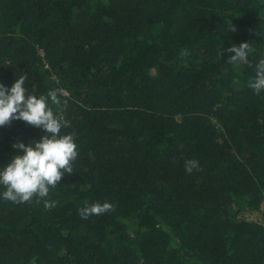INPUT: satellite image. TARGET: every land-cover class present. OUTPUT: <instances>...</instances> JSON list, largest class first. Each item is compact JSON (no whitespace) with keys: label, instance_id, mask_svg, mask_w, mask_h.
Listing matches in <instances>:
<instances>
[{"label":"trees","instance_id":"obj_1","mask_svg":"<svg viewBox=\"0 0 264 264\" xmlns=\"http://www.w3.org/2000/svg\"><path fill=\"white\" fill-rule=\"evenodd\" d=\"M260 59L264 0H0V84L59 90L78 150L48 197L0 185V264H264V223L240 217L264 214ZM43 135L0 127V169ZM96 202L115 209L82 219Z\"/></svg>","mask_w":264,"mask_h":264},{"label":"clouds","instance_id":"obj_2","mask_svg":"<svg viewBox=\"0 0 264 264\" xmlns=\"http://www.w3.org/2000/svg\"><path fill=\"white\" fill-rule=\"evenodd\" d=\"M230 31H236L229 25ZM228 30V31H229ZM218 49V56L223 53ZM227 51L234 53L225 61L229 65L249 63V54L252 52L250 43L233 44ZM187 48L181 50V56L189 55ZM27 75H21L8 88L0 84V127L9 126L13 120H22L27 124L44 130L39 142L32 141L29 145L15 143L14 149L23 150V155H16L11 162L0 169V185L5 187L3 198L14 203H25L34 196L48 197L50 189L57 187L58 182L65 175L74 171V162L78 158L76 133L61 135L62 128L70 127V121L65 118L67 101H61L59 90H50L46 95L30 94L25 86ZM239 83V81H234ZM248 87L259 95L264 91V59L256 65V75L248 81ZM50 105L56 107V111ZM194 170H202L195 159L185 161V172L191 174ZM58 201L46 200L45 209H52ZM115 205L93 203L78 209L82 219L93 215H102L114 211Z\"/></svg>","mask_w":264,"mask_h":264},{"label":"rangeland","instance_id":"obj_3","mask_svg":"<svg viewBox=\"0 0 264 264\" xmlns=\"http://www.w3.org/2000/svg\"><path fill=\"white\" fill-rule=\"evenodd\" d=\"M240 217L245 218L246 220L264 223V214L259 211L244 210L240 213Z\"/></svg>","mask_w":264,"mask_h":264}]
</instances>
